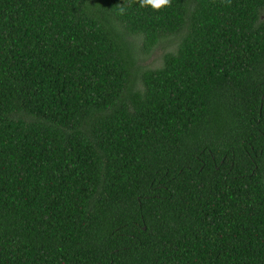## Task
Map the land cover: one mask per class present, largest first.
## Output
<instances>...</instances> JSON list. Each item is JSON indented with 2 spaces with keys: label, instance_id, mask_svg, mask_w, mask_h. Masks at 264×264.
Segmentation results:
<instances>
[{
  "label": "trees",
  "instance_id": "trees-1",
  "mask_svg": "<svg viewBox=\"0 0 264 264\" xmlns=\"http://www.w3.org/2000/svg\"><path fill=\"white\" fill-rule=\"evenodd\" d=\"M0 264H264V0H0Z\"/></svg>",
  "mask_w": 264,
  "mask_h": 264
},
{
  "label": "rangeland",
  "instance_id": "rangeland-1",
  "mask_svg": "<svg viewBox=\"0 0 264 264\" xmlns=\"http://www.w3.org/2000/svg\"><path fill=\"white\" fill-rule=\"evenodd\" d=\"M141 37H135L133 35L128 37L131 44V49L135 57V65L133 67L132 80L141 85V75L143 71L147 69H156L163 65V58L167 52L174 51L176 49L175 36L163 37L160 42L153 48L152 51L147 52L143 49Z\"/></svg>",
  "mask_w": 264,
  "mask_h": 264
},
{
  "label": "clouds",
  "instance_id": "clouds-1",
  "mask_svg": "<svg viewBox=\"0 0 264 264\" xmlns=\"http://www.w3.org/2000/svg\"><path fill=\"white\" fill-rule=\"evenodd\" d=\"M140 6H151L155 11H162L164 8L171 6V0H140ZM125 9L121 8L120 12L123 14Z\"/></svg>",
  "mask_w": 264,
  "mask_h": 264
}]
</instances>
